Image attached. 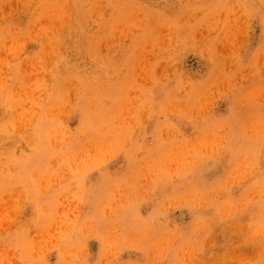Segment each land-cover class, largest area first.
<instances>
[{
  "label": "clouds",
  "instance_id": "1",
  "mask_svg": "<svg viewBox=\"0 0 264 264\" xmlns=\"http://www.w3.org/2000/svg\"><path fill=\"white\" fill-rule=\"evenodd\" d=\"M0 264H264V0H0Z\"/></svg>",
  "mask_w": 264,
  "mask_h": 264
},
{
  "label": "rangeland",
  "instance_id": "2",
  "mask_svg": "<svg viewBox=\"0 0 264 264\" xmlns=\"http://www.w3.org/2000/svg\"><path fill=\"white\" fill-rule=\"evenodd\" d=\"M187 63L190 66V68L194 71L200 69V64H199L198 60L194 57H189ZM95 250H96L95 245H93V251H95Z\"/></svg>",
  "mask_w": 264,
  "mask_h": 264
}]
</instances>
